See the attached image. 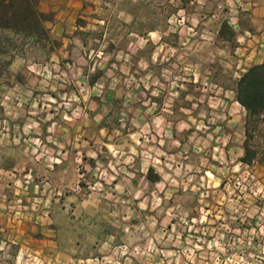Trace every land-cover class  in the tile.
<instances>
[{
  "label": "rangeland",
  "instance_id": "rangeland-1",
  "mask_svg": "<svg viewBox=\"0 0 264 264\" xmlns=\"http://www.w3.org/2000/svg\"><path fill=\"white\" fill-rule=\"evenodd\" d=\"M191 1L197 2L187 0L189 14L181 13L180 17L176 7L179 0H39V10L51 18L45 23L47 32V24L54 21L58 33L65 32V41L59 38L54 41L56 45L83 44L88 51L99 50L88 52L87 57L83 54V67L89 69L82 89L83 126H94L83 133V146L89 147L83 148V158L95 156L94 142L101 140V134L95 131L101 117H90L97 110L102 117L112 110L111 120L124 126L116 127L112 134L114 148L103 156L114 154L116 159H125L132 156L128 150L140 158L154 157L156 151L158 156L161 154L150 146L158 135L143 128L145 117L139 116L142 109H162L153 122L161 130L168 154L162 164L164 179L157 186L141 179L126 196L123 185L127 183H121L116 193L109 191L101 202L93 195L95 187L88 185L83 190V226L91 219L93 229H82L79 224L74 230L62 227L56 237V253L43 243L48 239L45 235L39 234L40 242L36 241V229L20 230L22 235L16 230H0V264H264V165L241 161L247 114L236 101V85L248 69L243 73L246 67L239 56L225 58L227 54L201 51V65L196 71L181 69L178 60L188 55L170 49L152 50V67L141 62L130 69L124 62L127 53L123 48L130 43L136 49L144 44L128 36V25L135 30L166 28L171 39L170 32L183 26L184 16L194 12L196 6ZM199 1L198 10L203 16L225 15L223 9L215 10L207 0ZM128 13L134 16L133 22ZM170 17V23H166ZM212 25L207 21L205 28ZM205 36L200 41H210L208 34ZM28 40L0 33V45L21 47ZM150 42L159 44V35L151 36ZM112 45L122 52H114ZM168 58L176 61L159 64L160 59L166 62ZM212 72L216 84H206L202 77ZM94 76L99 78L93 85L89 81ZM194 78L198 83L192 82ZM72 99L71 103L77 100L74 94ZM84 166L83 160L82 175V164L77 167L83 184L89 179ZM101 177L109 180L105 175ZM97 204L104 210L114 204L119 211L97 213ZM84 208L94 211L86 212ZM63 215L57 214L59 225L64 224ZM101 232L104 234L98 237ZM72 239L86 245L77 252L70 246Z\"/></svg>",
  "mask_w": 264,
  "mask_h": 264
},
{
  "label": "crops",
  "instance_id": "crops-1",
  "mask_svg": "<svg viewBox=\"0 0 264 264\" xmlns=\"http://www.w3.org/2000/svg\"><path fill=\"white\" fill-rule=\"evenodd\" d=\"M179 2L176 6L177 16L181 17V13L189 14L187 0ZM206 2L216 7L215 10L223 9L225 15L219 18L216 15L203 16L198 10L200 1H191L190 4L196 6L194 12L184 16L183 26H177L170 32L171 39H168L169 31L166 28L153 30L144 27L142 30H135L132 25H128V36L139 38L144 44L137 49L135 46L132 48L133 43L123 48V52L127 53L124 58L125 65L131 69L142 62L145 67H152L154 63L151 53L157 49L161 52L170 49L177 54L185 53L188 56L183 61L177 59L180 68L195 71L201 65V51L227 54L225 58L239 56V62L246 67L243 73L254 65L264 64V0ZM127 16L132 22L135 20L132 14L128 13ZM170 20L171 17L166 23H170ZM207 21L213 23L210 29L205 28ZM55 22L47 24L50 31L47 32L44 44H40L41 41L33 37L29 38L28 44L21 47L0 45V230H16L17 234L22 235L20 230L36 229V241L40 242L39 234L45 235L48 239L43 243L56 253L59 249L56 237L62 227L74 230L79 224L82 229H93L91 219L86 222L87 226H83V190L88 185L95 187L97 192L92 194L99 197L101 202V197L105 198L109 191L116 193L121 183H127L123 185V194L126 196L131 186H139L141 179L146 184L157 186L164 179L162 164L168 150L166 141L160 135L161 130L153 122L159 113L161 115L162 109L159 112L142 109L139 116L145 117L143 128L158 135L154 136L156 141L150 144L151 148L161 152L159 156L155 152L154 155L158 158L151 155L140 158V155L131 150L127 153L132 156L125 159L121 156L116 159L114 154L103 156V153L111 154L114 148L112 134L116 132V127L124 129V126L111 120L112 110L103 117L100 116V110H97L90 113V117H101L95 123V131L101 134V140L94 142L97 145L96 155L83 158V148H89L83 146V133L89 127H94L88 123L83 126L82 89L83 81L88 79L89 73V69L83 67V54L87 57L88 52L99 50L88 51L83 44L56 45L55 40L60 38L65 41L66 36L63 35V30L58 33ZM76 30V27L73 28L72 33ZM0 33L21 36L12 32ZM156 34L159 35V44L152 45L150 37ZM207 34L210 41H200ZM112 48L114 52H122L118 46L112 45ZM39 55L41 57L37 58ZM171 59L176 61L174 58H168L166 62L160 59L159 64H165ZM215 77L212 72L202 78L206 80V84L213 85L216 84ZM98 78L99 76H94L89 83L97 84ZM198 81L195 78L192 80L193 83ZM73 94L77 99L75 103H71ZM130 116L132 115L129 114ZM245 119L244 114V123ZM119 121L121 120H117V123ZM91 125H94L93 121ZM129 131L130 129L125 133ZM85 144L88 145L87 142ZM83 160L84 172L89 178L84 184L80 179L83 174ZM78 163L82 164L81 175L77 172ZM102 175L109 180L101 177ZM85 211L94 210L87 208ZM104 211L114 214L119 211V207L111 204L104 210L103 206L96 205L95 212ZM57 214H64L63 225H59ZM45 224L46 228L41 227ZM102 234L104 233L101 232L98 237ZM106 234V237L113 239L112 234ZM85 235L83 232V237ZM96 242L104 244V241ZM70 243L77 252L86 245L78 239H72Z\"/></svg>",
  "mask_w": 264,
  "mask_h": 264
},
{
  "label": "trees",
  "instance_id": "trees-1",
  "mask_svg": "<svg viewBox=\"0 0 264 264\" xmlns=\"http://www.w3.org/2000/svg\"><path fill=\"white\" fill-rule=\"evenodd\" d=\"M39 0H0V32H12L42 41L49 16ZM236 101L246 111L244 156L248 165H264V64L249 68L236 85Z\"/></svg>",
  "mask_w": 264,
  "mask_h": 264
}]
</instances>
